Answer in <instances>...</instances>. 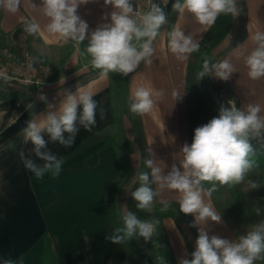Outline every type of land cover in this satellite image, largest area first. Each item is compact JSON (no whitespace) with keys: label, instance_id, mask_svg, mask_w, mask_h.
I'll return each mask as SVG.
<instances>
[{"label":"crops","instance_id":"1","mask_svg":"<svg viewBox=\"0 0 264 264\" xmlns=\"http://www.w3.org/2000/svg\"><path fill=\"white\" fill-rule=\"evenodd\" d=\"M173 3L175 0L170 3L166 15L168 23L162 26L153 42L152 63L142 61L128 76L109 73L103 78L91 66L90 58L83 54L87 38L77 46L71 40H60L44 31L48 18L40 8L42 0H21L20 8L15 13L0 7L1 46L13 47L16 44L13 33L26 19H34L41 25L40 33L29 35L25 32L19 38H26L35 65L45 71L42 73L45 86L40 94L26 92L25 98L19 95L0 101V264L6 259L16 264H43L45 237L50 238L59 264H126L122 244H112L105 239L115 228L103 205L106 184L123 178L128 164L137 167L142 162V155L135 157L139 146L132 122L128 116L121 115L116 89L119 80L124 82L127 98L131 101L138 87L149 88L153 93H163L160 98L153 95L152 111L139 117L146 154L156 160V166L163 170L164 175H167L173 164L183 171L179 163L182 159L181 149L186 143L191 145L186 98L190 55L186 60H178L169 49L168 33L174 27H179L185 35L192 34L194 39L201 42L211 27L205 31L206 26L199 24L191 14L174 12ZM32 4L37 7H32ZM236 6L239 14H229V31L217 46L228 50L222 61L228 60L235 70L227 81H222L233 94L232 100L238 109L258 104L261 107L260 115L264 116V77L251 79L245 63L246 57L257 46L252 36L256 32H264V0H236ZM111 11L112 6H106L104 0H90L87 4L79 5L77 14L89 25L90 34L97 26L110 23V15L107 20L102 17ZM243 16L244 36L233 45ZM81 88H87L93 94V99L106 110V118L100 119L98 109L97 123L92 131H86L78 125L80 130L71 147L52 142L46 132L42 133L47 141L46 150L62 158L91 136L106 137L110 140L108 146L100 149L104 143L95 144L64 161L57 177L46 173L39 179L24 166V159H32L41 165L43 161L35 156L31 141L24 142L22 131L28 121L39 122L49 111L58 110L66 93L75 94ZM173 92L181 94L180 97L175 100ZM41 94L46 96V101L39 99ZM26 98L28 104L20 107ZM39 104H43L44 109L29 119L28 110ZM117 133H120L123 143L126 141L132 147L127 164L126 157L121 159L115 145ZM148 148L155 153L154 157L149 156ZM155 190H158L157 185ZM205 199L207 201L209 198ZM178 200L179 194L174 190L160 189L152 210L162 201L178 203ZM174 211L172 213L176 214ZM177 216L178 225L171 218L163 222L175 261L179 264L181 259L189 258L186 241L195 249L200 226H190L194 222L191 214L185 215L186 218L179 214ZM205 227L209 237L216 235L229 241L236 240L222 218L221 223L209 220Z\"/></svg>","mask_w":264,"mask_h":264},{"label":"clouds","instance_id":"2","mask_svg":"<svg viewBox=\"0 0 264 264\" xmlns=\"http://www.w3.org/2000/svg\"><path fill=\"white\" fill-rule=\"evenodd\" d=\"M90 0H42L43 15L48 18L44 31L60 40L75 42L77 46L87 38L88 43L84 55L90 58V64L100 71L101 77L109 73H119L128 76L144 61L152 63L150 57L154 53L153 42L160 34L162 26L168 23L164 7L168 0H161V4L151 3L148 11L140 13L133 7L132 0H104V4L111 5L112 11L102 18L110 23L96 27L88 34L89 25L77 14L81 4ZM21 0H0V7L15 13L19 10ZM32 7H37L32 4ZM172 10L191 14L195 20L207 27L215 24L221 14L237 16L239 9L236 0H175ZM24 31L29 35L41 32V25L34 19L24 21ZM169 49L178 60H186L188 55L199 51L200 42L192 34L185 35L179 27H174L169 33ZM256 47L246 57L248 76L257 80L264 77V32H256L252 36ZM79 51V48H77ZM215 71L216 78L227 81L235 71L228 60L212 64L205 58L202 70L198 72V79L208 76ZM5 80L11 77L5 76ZM153 95L163 96L161 91L153 93L149 88L138 87L133 92L130 111L137 115H145L154 107ZM181 94L173 92L175 100ZM39 99L46 101L41 94ZM32 106V105H31ZM51 105L49 108L51 109ZM99 109L100 119L106 118V110L93 99V94L87 88L77 89L73 94L68 92L60 102L58 110L49 111L39 122L30 120L23 129L25 143L31 141L32 151L42 165L32 159H24L27 170L35 177L42 179L46 173L57 177L62 171V158L46 150L47 141L42 136L46 132L52 142H58L64 147H71L79 132V126L86 131H92L96 125V115ZM258 104H249L244 109H238L234 101H228V106H221L219 116L194 130V138L189 146L183 145L180 166L183 171L173 164L167 175L156 166L154 158L144 161L149 172L139 174L140 186L131 193L140 210L150 209L160 189L174 190L179 194V210L185 215L194 216L190 225L198 228V238L195 241V251L192 259H181L179 264H255L264 259V219L253 225L250 231L240 235L237 240L229 241L216 235L209 237L205 225L210 220L221 223V214L213 207L210 197L219 186H235L241 184L246 176L258 167L257 150L264 151V116L260 115ZM65 133L68 135L65 136ZM149 156L155 153L147 149ZM23 157V151H21ZM212 185L205 188V184ZM157 185L154 190L151 185ZM256 182L248 181V189L259 187ZM206 197L209 199L206 201ZM165 211L169 207L168 201H162ZM260 215V209H255ZM123 227H118L106 236L112 244H122L134 237H142L148 242L156 231L158 220H142L131 211L123 217ZM3 264H16L6 259Z\"/></svg>","mask_w":264,"mask_h":264},{"label":"trees","instance_id":"3","mask_svg":"<svg viewBox=\"0 0 264 264\" xmlns=\"http://www.w3.org/2000/svg\"><path fill=\"white\" fill-rule=\"evenodd\" d=\"M242 1V0H241ZM243 3V2H242ZM230 27L229 14H221L214 25L211 26L205 38L200 42V49L197 52L191 53L187 65V83H186V98L189 109V129L188 135L190 143L194 138V130L208 123L212 118L219 116L220 106L217 101L210 94L211 89L215 90L218 98L232 99L233 94L227 89L225 83L216 78L213 70L203 78L198 79V72L202 70V64L205 58L214 50L220 42L224 39ZM245 31V16L241 19L240 30L233 45L238 43L244 36ZM25 33L24 24L19 26L13 33L17 49L19 35ZM228 50L219 54L214 60H210L212 64L221 62ZM100 74V71L98 70ZM79 76L78 78H80ZM76 78V79H78ZM75 79V80H76ZM121 115H126L130 118L135 140L141 149L142 162L140 166L134 167L127 165L126 175L115 181L106 184L103 194V205L110 223L114 228L123 227L122 217L126 212H133L138 218L142 220H158L159 224L156 226V231L153 237L145 242L141 237H134L129 241L122 243L125 254L126 264H177L173 251L171 249L167 232L164 226V219L171 218L178 225L179 218L177 214H185L180 212L178 203H169V207L165 211H161L163 204L159 203L153 211L140 210L136 207V202L131 196V193L140 186L139 174L142 172H149L145 166L144 161L148 159L145 150V139L143 135L140 117L130 111L131 100L127 98L126 86L122 80H119L116 86ZM21 88L5 85L0 83V101L12 96H22L25 98L27 93ZM222 99V100H223ZM28 99L21 102L22 105H27ZM43 104H39L34 109L28 110V117L31 119L35 114H38L44 109ZM237 107V105H236ZM110 140L103 136H91L80 143V145L62 157L63 161L71 159L77 154L87 150L98 143H104L100 148L108 146ZM124 148L127 149L126 164L128 163V156L132 149L131 144L126 141L123 143ZM258 167L254 168L252 172L246 176L245 180L235 186H219L210 197L211 202L216 211L221 214V218L237 240L240 235L250 231L253 225L264 219V151L257 150ZM254 181L259 187L255 189H248V181ZM155 190V184L151 185ZM212 187L211 184L206 183L205 188ZM260 209V215L256 214L255 209ZM175 210L176 214L172 213ZM189 260L192 259V253L195 251L188 242ZM43 264H59L54 248L49 237L44 238V250L42 254ZM84 264H88L85 262ZM255 264H264V259L255 261Z\"/></svg>","mask_w":264,"mask_h":264},{"label":"built area","instance_id":"4","mask_svg":"<svg viewBox=\"0 0 264 264\" xmlns=\"http://www.w3.org/2000/svg\"><path fill=\"white\" fill-rule=\"evenodd\" d=\"M172 0L164 7L167 15L169 5ZM133 7L136 11L143 13L149 10L151 3L161 4V0H132ZM45 72L43 68L36 66L34 57L31 54L26 38L20 36L17 43V49L0 45V83L15 86L23 90H31L38 95L45 86L41 74ZM11 77L5 80L4 77ZM232 99L220 100L221 104ZM233 101V100H232Z\"/></svg>","mask_w":264,"mask_h":264},{"label":"rangeland","instance_id":"5","mask_svg":"<svg viewBox=\"0 0 264 264\" xmlns=\"http://www.w3.org/2000/svg\"><path fill=\"white\" fill-rule=\"evenodd\" d=\"M224 51V49H223V47H217V48H215L214 50H212L211 52H210V54L207 56V58L208 59H210V60H214L219 54H221L222 52ZM41 77H42V80L44 81V77H43V74H41ZM28 91V90H27ZM30 92L32 93L33 91H31L30 90ZM212 92H215V90L214 89H211V91H210V94L212 95V97H213V94H212ZM223 99V97H216L215 98V101H217V103H218V105L221 107L222 105L223 106H228V104L227 103H223V104H221V101L220 100H222ZM114 139H115V145H116V147L119 149V155L121 156V159H124L126 156H127V153H126V149L122 146V144H123V138L120 136V133H117L116 134V136L114 137ZM122 146V147H121ZM138 155H141V151H140V148H139V151L135 154V157L136 156H138ZM133 161H134V159H133ZM147 211H153L152 210V206H151V208L150 209H147ZM175 212V211H174Z\"/></svg>","mask_w":264,"mask_h":264},{"label":"water","instance_id":"6","mask_svg":"<svg viewBox=\"0 0 264 264\" xmlns=\"http://www.w3.org/2000/svg\"><path fill=\"white\" fill-rule=\"evenodd\" d=\"M212 94H213V98H214V99H215L216 97H218L217 94H216L215 92H212Z\"/></svg>","mask_w":264,"mask_h":264}]
</instances>
